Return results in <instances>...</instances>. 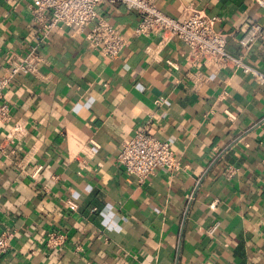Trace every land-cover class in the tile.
<instances>
[{
  "label": "crops",
  "instance_id": "crops-1",
  "mask_svg": "<svg viewBox=\"0 0 264 264\" xmlns=\"http://www.w3.org/2000/svg\"><path fill=\"white\" fill-rule=\"evenodd\" d=\"M156 4L178 19L217 16L227 50L264 72V39L249 51L239 43L252 23L264 27V0ZM96 10L127 39L118 58L90 45V27L40 39L31 0H0V77L31 49L39 57L3 99L0 235L14 238L0 264H264L261 86L180 39L136 35L125 5ZM143 125L181 166L140 182L118 154ZM50 231L67 234L63 247H48Z\"/></svg>",
  "mask_w": 264,
  "mask_h": 264
},
{
  "label": "built area",
  "instance_id": "built-area-1",
  "mask_svg": "<svg viewBox=\"0 0 264 264\" xmlns=\"http://www.w3.org/2000/svg\"><path fill=\"white\" fill-rule=\"evenodd\" d=\"M102 3L121 4L137 11L138 22L134 27L136 35L161 33L165 38L180 39L189 46L190 53L202 59L206 65H212L216 69L240 70L251 75L264 91V72L248 63L245 55L233 54L227 50V35L215 28L217 16L196 11L184 19H178L161 10L156 0H31L38 37H46L59 27H75L80 30L90 27V45L103 56L111 59L120 57L127 39L98 15L96 7ZM259 39H264V27L259 23H252L239 38V43L245 51H249ZM34 49L11 66L6 75L0 77V124L10 118V104L3 99L13 78L18 74L36 71L39 57ZM118 161L128 174L135 176L140 182H144L159 168L176 170L181 166L171 143L159 139L148 125L139 127L134 136L124 143L118 154ZM71 207L74 208L75 205L72 204ZM13 238L14 232L11 230L0 235V255L9 250ZM66 240L65 233H47L46 243L50 249H60Z\"/></svg>",
  "mask_w": 264,
  "mask_h": 264
}]
</instances>
